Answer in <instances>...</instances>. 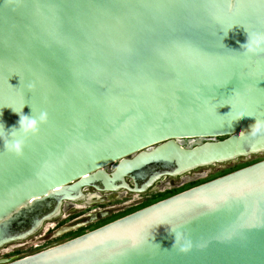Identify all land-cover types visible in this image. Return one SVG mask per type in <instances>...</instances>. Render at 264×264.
I'll use <instances>...</instances> for the list:
<instances>
[{
	"label": "water",
	"instance_id": "1",
	"mask_svg": "<svg viewBox=\"0 0 264 264\" xmlns=\"http://www.w3.org/2000/svg\"><path fill=\"white\" fill-rule=\"evenodd\" d=\"M244 29L264 31V0H0V124L47 114L22 155L0 142V249L88 188L141 195L264 154ZM0 264H264V159Z\"/></svg>",
	"mask_w": 264,
	"mask_h": 264
},
{
	"label": "rangeland",
	"instance_id": "2",
	"mask_svg": "<svg viewBox=\"0 0 264 264\" xmlns=\"http://www.w3.org/2000/svg\"><path fill=\"white\" fill-rule=\"evenodd\" d=\"M263 159H264V154L259 155V156H252L246 159H241V160L231 162L228 164L214 166L212 168H204V169L191 172L190 174L183 176V179H178V180L173 181L171 183L172 186L169 187V188L174 187L173 189L169 190L167 189L168 187H161L160 191L162 193H157L158 191L157 190L156 192H153L152 194L148 193L146 194V196H139V197L132 196V195H126L124 193L120 194L117 200H111L108 203L105 202L101 205L94 206V208L98 207L100 208V210L101 209H112V210L110 211L109 216H107L106 218H100L96 222H91L85 227H82L83 229L74 227L70 231L63 232V233L59 232L61 228H64L68 224H72L74 222L72 218L76 219L78 217L80 218L83 215H88L89 208L78 210L73 215H71L69 218L68 217L63 218L62 216L58 217L57 219L50 221L54 225H56L55 227H52L54 229L49 228L48 231L45 233L44 232L41 233L42 231L41 230L34 237H31L23 242L14 243L11 245H7L4 248H1L0 249V260H5V259H15L16 260V259L24 258L27 255L29 256V255L34 254V251L30 250V245L32 243H41L43 246L49 247L56 243L66 242L79 235H82L91 230L99 228L105 224H108L114 220H117L123 216H126L140 209L141 207H133V203H136V200L138 201L143 200L145 202V206H147L155 202L161 201L163 199H166L182 191L188 190L197 185L203 184L205 182H208L210 180H213L215 178H218L220 176H223L225 174L238 170L240 168L256 163ZM44 234H45L44 238H40V236H43ZM23 244H26V245L22 247ZM9 246H12V247H9Z\"/></svg>",
	"mask_w": 264,
	"mask_h": 264
},
{
	"label": "clouds",
	"instance_id": "3",
	"mask_svg": "<svg viewBox=\"0 0 264 264\" xmlns=\"http://www.w3.org/2000/svg\"><path fill=\"white\" fill-rule=\"evenodd\" d=\"M244 31L246 33V40L243 44L240 45L241 49L245 50L248 53L264 52V31L258 29L253 31L244 29ZM22 108L19 112L11 108L13 112L19 115L18 127H13L10 131H5L4 126L0 124V142H2V146L5 151L16 156H20L23 154L26 139L30 135H35L39 130V126L45 123L47 120V114L44 112H40L38 115H34L31 110V115H24L22 114ZM230 111H232V106ZM241 115H243L242 110L234 118ZM262 131H264V121H260L257 119H255V123L251 125L248 130L249 134L253 136L261 133ZM171 232L172 234H174V244L178 243L181 239V234L178 231L173 232L171 230Z\"/></svg>",
	"mask_w": 264,
	"mask_h": 264
},
{
	"label": "flooded vegetation",
	"instance_id": "4",
	"mask_svg": "<svg viewBox=\"0 0 264 264\" xmlns=\"http://www.w3.org/2000/svg\"><path fill=\"white\" fill-rule=\"evenodd\" d=\"M196 140H182L181 141V143L183 144V145H189V144H191V143H193V142H195ZM178 179H183V177H180V178H176V179H164V180H162L161 182H159L158 184H160V185H155L154 186V188L153 189H151L149 192H147L146 194H152L153 192H156L157 190V193H162L161 191H160V189H161V187H168L167 189H169V190H171V189H173L174 187H172V188H169V187H171L172 186V182L173 181H175V180H178ZM85 192H86V199L84 200V201H81V202H78V203H70V204H65V206H64V208H63V211H62V214H61V216L63 217V218H69L71 215H73L76 211H78V210H83V209H87V208H89V214L88 215H83V216H81L80 218L78 217V218H76V219H74V218H72V220L74 221L72 224H68L67 226H65L64 228H61L60 229V231L59 232H61V233H63V232H67V231H70L71 229H73L74 227H77V228H80V229H83L82 227H85L86 225H88L89 223H91V222H96L98 219H100L101 218V216L102 215H106V217L107 216H109V214H110V211L112 210V209H101L100 210V208H94V206H96V205H101V204H103V203H108V202H110L111 200H117L118 199V197H119V195L120 194H126V195H132V196H146V194H141V195H137V194H129V193H126V192H123V191H120V192H117V193H114V194H100V193H97V192H95L93 189H90V188H88V189H86L85 190ZM156 203V202H155ZM151 205V204H150ZM148 206V205H147ZM91 207V208H90ZM93 207V208H92ZM133 207H141L140 209H142V208H144V207H146L145 206V202L143 201V200H136V203H133ZM139 210V209H138ZM72 213V214H71ZM93 215H95L96 216V220H92L91 221V217L93 216ZM60 216V217H61ZM105 217V218H106ZM81 219V220H80ZM78 220H80V221H78ZM85 222V223H84ZM56 225H54L53 223H52V226L50 227V228H52V227H55ZM43 229V228H42ZM49 229V228H48ZM48 229H47V231H48ZM54 229V228H53ZM44 230V229H43ZM42 230V231H43ZM41 231V232H42ZM47 231H45V232H47ZM44 232V233H45ZM44 236H45V234L43 235V238H44ZM80 236V235H79ZM78 237V236H77ZM73 239V238H72ZM71 240V239H70ZM64 243V242H63ZM58 244H61V243H56V244H54V245H51V246H49V247H53V246H55V245H58ZM49 247H47V248H49Z\"/></svg>",
	"mask_w": 264,
	"mask_h": 264
},
{
	"label": "built area",
	"instance_id": "5",
	"mask_svg": "<svg viewBox=\"0 0 264 264\" xmlns=\"http://www.w3.org/2000/svg\"><path fill=\"white\" fill-rule=\"evenodd\" d=\"M53 229V228H52ZM40 238H43V236H40ZM43 243V242H42ZM26 244H23L22 245V247L23 246H25ZM47 248V246H43L41 243H32L31 245H30V250H33L34 251V253H37V252H40V251H42V250H44V249H46ZM28 256V255H27Z\"/></svg>",
	"mask_w": 264,
	"mask_h": 264
},
{
	"label": "bare ground",
	"instance_id": "6",
	"mask_svg": "<svg viewBox=\"0 0 264 264\" xmlns=\"http://www.w3.org/2000/svg\"><path fill=\"white\" fill-rule=\"evenodd\" d=\"M51 226H52V222H48V223H46V224L43 226V229H44V230L42 229V230H43L42 232L47 231V229L50 228ZM42 232H41V233H42ZM10 245H11V244H10ZM13 246H14V245H13ZM9 247H12V246H9ZM7 249H8V247H7Z\"/></svg>",
	"mask_w": 264,
	"mask_h": 264
}]
</instances>
